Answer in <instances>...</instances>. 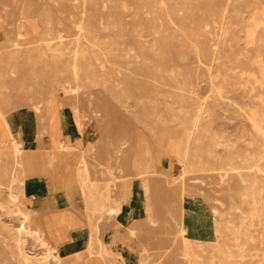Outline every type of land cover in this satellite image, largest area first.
Returning <instances> with one entry per match:
<instances>
[{
  "label": "rangeland",
  "instance_id": "rangeland-1",
  "mask_svg": "<svg viewBox=\"0 0 264 264\" xmlns=\"http://www.w3.org/2000/svg\"><path fill=\"white\" fill-rule=\"evenodd\" d=\"M12 1L25 21L31 12L47 23L30 40L33 24L21 22L12 48L0 49L3 122L2 74L50 70L57 82L26 83L46 88L53 110L68 102L86 146L61 179L66 209L35 217L16 144L2 130L0 264H264V0ZM16 47L24 53L11 54ZM180 183L181 214L171 199ZM85 225L87 248L62 259L58 242ZM37 227L49 228L46 240Z\"/></svg>",
  "mask_w": 264,
  "mask_h": 264
},
{
  "label": "crops",
  "instance_id": "crops-1",
  "mask_svg": "<svg viewBox=\"0 0 264 264\" xmlns=\"http://www.w3.org/2000/svg\"><path fill=\"white\" fill-rule=\"evenodd\" d=\"M14 6L15 4L12 0H0L1 50L12 48V43L16 39L17 26L21 22L33 24L32 26L29 25L24 31L26 39H34L37 34H39L40 37V32L44 28V26L41 25L43 21L41 15L31 14L30 12L29 16L32 17V19L25 21L21 14L22 11L20 14L13 13L12 9ZM36 26L39 27V32L34 30ZM18 49L19 48L16 47L11 54H20L21 51L24 53L23 49ZM20 71L21 69L15 68V72L13 69L2 74V77L11 79V77H17L18 74L20 76ZM6 118L10 121V128L7 129L11 131L15 139L22 143V149L24 151L23 170L26 175L24 192L29 199L27 207L32 209L35 217H50V215L52 216L55 213H60L61 215L67 207V191L63 188L61 179L62 177L68 176L72 169L78 165L80 155L84 148V136L78 130L74 109L67 105L61 108L58 128L53 134L52 130H50V133L47 132L48 121L44 119V122L41 123L38 113L31 105L12 110L6 115ZM0 119L1 134L6 125L1 116ZM48 136L51 140L54 139L55 143H59V148L61 141L65 144L70 143L72 148L71 151L64 154L61 153V149H54L53 146H49L46 140ZM135 166L137 167V165ZM95 178L100 179L103 178V176H100L97 171ZM57 182H59L60 188L57 187ZM75 196L77 200L76 209L80 211L78 215L85 217L86 214L84 209L80 205L82 195L79 186L75 187ZM30 201L31 203L29 204ZM50 219L52 220L51 217ZM54 225L55 224H53L50 229H53ZM36 229H40V232H42L45 237V232H47L49 228L37 227ZM88 232L89 227L87 225L68 229L67 234H65L67 238L59 241L57 244L61 258L69 259L83 253V250L88 246ZM63 262L64 264H73V261L69 262L65 260ZM103 262L106 264L105 261ZM85 264L87 263L85 262Z\"/></svg>",
  "mask_w": 264,
  "mask_h": 264
},
{
  "label": "bare ground",
  "instance_id": "bare-ground-1",
  "mask_svg": "<svg viewBox=\"0 0 264 264\" xmlns=\"http://www.w3.org/2000/svg\"><path fill=\"white\" fill-rule=\"evenodd\" d=\"M31 2V1H30ZM31 5V3H30ZM24 13V12H23ZM41 19L44 21V24L47 23V20H46V16L44 14L41 15ZM24 26L21 27V31L19 33V39H23L25 38L24 36V33H22V30H23ZM81 28H83V26L81 25ZM44 35H47V36H53V32L52 30H49L47 28L44 29V32H43ZM64 35V34H63ZM55 36V35H54ZM61 36V35H60ZM59 37V35H58ZM65 37V36H64ZM57 38V37H56ZM49 43L51 44L49 47H46L48 48V50H52V52L55 51V54L59 53L58 52V46L60 43V41L56 39H54V37H50L49 38ZM63 44V43H62ZM43 46V45H42ZM63 47V46H62ZM39 54V56L42 58L44 55H46V50H45V53H44V50L43 51H40V48H33L32 51H35ZM132 52V51H131ZM62 53V52H61ZM52 54V53H51ZM50 54V55H51ZM64 55V54H63ZM52 57V56H51ZM32 59V56L30 55L29 56V60ZM74 60V59H73ZM75 62V61H74ZM104 63V62H103ZM79 69H80V66L76 63V64H73V67H72V71H73V74L75 76V78L79 76ZM32 79L33 82H37V81H41V82H44V83H55L57 82V79L56 77L54 76V74H52V72L50 70L48 71H45L44 69L41 70V72H37L36 71V68L33 69L31 71V73L28 75H25L24 74V77L23 76H18L17 77H11L10 78H5L3 77V89L1 90L2 92V95H1V99H2V102L4 104L3 106V109H2V116L4 118V121H5V124L6 128H10V121L6 118V115L8 113H10L12 110H15L19 107H22V106H27V105H31L32 107L35 108L36 112L38 113V117H39V120L40 122H44L43 120L45 119L47 122V128H48V133H50V130H53L52 128V121L55 119L59 122V114H60V110L63 106H65L68 102L65 101V103H59L58 105H56V110H53V107H50L48 105H46L45 101H46V97H45V92H47L48 90L46 88H38V89H35V88H32L30 87V84H32L31 82L29 84L26 83V79ZM68 80V79H67ZM78 86V85H77ZM80 87V86H79ZM77 88V87H76ZM4 89H7V92L6 93H3L4 92ZM57 88H55L56 90ZM50 90V89H49ZM63 89L61 90H56L55 92L58 94H60V92H62ZM77 95V93H76ZM73 97V96H72ZM28 109V108H27ZM28 111V110H27ZM77 111V110H76ZM27 113V112H26ZM78 113V112H77ZM18 114V113H17ZM87 114V113H86ZM15 115V114H14ZM79 117V116H78ZM83 117V116H82ZM13 118V117H12ZM30 119V118H29ZM75 119H76V113H75ZM80 122V121H79ZM44 124V123H43ZM13 127V126H12ZM21 128V127H20ZM75 129V128H74ZM22 131V130H21ZM18 132V131H17ZM11 137L13 138L15 144H16V152L18 154V157H19V160L21 161V164L23 166V156H24V151L22 149V143L20 141H18L17 139H15L11 133V131H9ZM9 136V135H8ZM169 136V135H168ZM10 137V138H11ZM9 139V138H8ZM1 142V141H0ZM62 142V141H61ZM60 142V149H61V152H69L71 151V145L70 143L69 144H65V143H61ZM174 143H176L177 146H180L181 145V140L179 139H175L173 140ZM12 143V142H11ZM1 145V144H0ZM4 145V144H3ZM7 145V144H6ZM12 145V144H11ZM84 146H86V144H84ZM2 147V146H1ZM80 147V146H79ZM14 149V148H13ZM82 156V155H81ZM180 161L181 158H180ZM82 166V165H81ZM82 168V167H81ZM24 171V170H23ZM17 172V171H16ZM82 172V174L84 172H86V169L85 170H82L80 171ZM25 174V173H24ZM86 174V173H85ZM67 184V183H66ZM74 188V187H73ZM70 197V196H69ZM184 197V192H183V184L180 183L179 184V189H178V192L176 195H173L171 196V199L174 201V207L176 209V211H178V213L181 214V210H182V207L180 206V202L182 200V198ZM71 200V199H70ZM22 204V203H21ZM75 204V202H74ZM179 208L181 210H179ZM20 211H21V214L22 216L25 218L28 217V214L27 212L25 211V208L23 207V204L22 206H20ZM179 214V217L181 218L182 220V216H180ZM21 230V229H20ZM39 234H40V237H43L45 239V237L43 236L42 232H40L41 230L39 229ZM34 233V232H33ZM36 234V233H34ZM110 234V233H109ZM45 235V234H44ZM112 239V238H111ZM184 239V240H183ZM46 240V239H45ZM180 240H183V244H187V238H186V229H182L180 230ZM186 240V242H185ZM115 241V240H114ZM194 241V239H193ZM111 244V243H110ZM62 264H64V262H62Z\"/></svg>",
  "mask_w": 264,
  "mask_h": 264
}]
</instances>
